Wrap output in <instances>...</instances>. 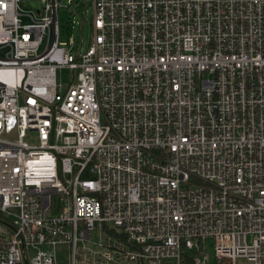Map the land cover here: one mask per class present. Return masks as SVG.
I'll return each instance as SVG.
<instances>
[{
    "label": "built area",
    "instance_id": "built-area-1",
    "mask_svg": "<svg viewBox=\"0 0 264 264\" xmlns=\"http://www.w3.org/2000/svg\"><path fill=\"white\" fill-rule=\"evenodd\" d=\"M58 1L0 0V264H264V0Z\"/></svg>",
    "mask_w": 264,
    "mask_h": 264
},
{
    "label": "rangeland",
    "instance_id": "rangeland-1",
    "mask_svg": "<svg viewBox=\"0 0 264 264\" xmlns=\"http://www.w3.org/2000/svg\"><path fill=\"white\" fill-rule=\"evenodd\" d=\"M43 5V0H20L21 13L37 12ZM85 15V16H84ZM24 22H29L28 16H22ZM57 19L60 26L59 41L61 46L70 47V39L72 36L80 43L81 34L83 37L82 48L85 49L91 43L94 35L92 28L93 20V4L91 0H59L57 8ZM77 50V47L74 51ZM72 73L69 69H63L59 72V78L68 81ZM208 76L207 74L205 75ZM30 143L37 142V134L30 132L27 136ZM205 252L209 258V264L215 261L214 243L211 239H207ZM58 264L69 263V247L66 244L57 247Z\"/></svg>",
    "mask_w": 264,
    "mask_h": 264
}]
</instances>
